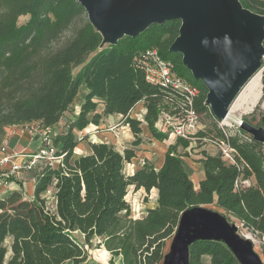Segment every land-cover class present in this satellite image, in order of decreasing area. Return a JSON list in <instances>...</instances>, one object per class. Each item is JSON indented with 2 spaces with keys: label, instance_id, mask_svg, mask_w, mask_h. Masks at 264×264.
I'll list each match as a JSON object with an SVG mask.
<instances>
[{
  "label": "trees",
  "instance_id": "16d2710c",
  "mask_svg": "<svg viewBox=\"0 0 264 264\" xmlns=\"http://www.w3.org/2000/svg\"><path fill=\"white\" fill-rule=\"evenodd\" d=\"M238 1L243 8L264 17V0ZM22 15H29V19L20 24ZM75 21H79L78 26L74 25ZM181 25L179 18L151 23L137 35H124L112 47L92 54L97 31L79 0H0V144L11 126L40 122L50 127L58 123L70 110L79 83L88 76L89 82L93 83L94 67L101 66V60L109 57V53L115 55L116 60L106 61L105 65L114 66L117 71L106 77L105 92L118 82V92L122 94L123 81L129 77L130 84L141 93L140 99L147 108L142 118L131 117L128 109L115 108L109 102L105 109L108 114H123L124 124L129 125L136 137L135 145L141 142L143 122L156 137L160 136L154 124L165 96H170L173 105L179 101L170 89L150 84L143 71L135 67L134 57L147 49L157 48L161 56L172 64L177 75L198 86L200 93L195 100L196 110L200 115H213L207 101L208 88L202 80L195 78L183 54L172 48L180 35ZM262 45L264 47V39ZM77 67L80 69L75 75ZM262 81L264 97V76ZM129 91L130 97L133 96L132 90ZM95 95L90 99L93 100ZM170 108L166 106L167 110ZM90 109L85 106L82 116L78 115L55 139L59 155L73 156L79 143L74 128L83 129L92 120L88 116ZM98 118L97 114L93 122ZM215 138L227 140L236 149V163H227L219 153L213 155L203 151L200 161L205 176L198 189L178 153L180 145L184 148L190 146V140L183 138L169 146L160 169L145 163L127 175L125 163L135 155V150L122 155L107 151L104 144L96 143L91 144L93 153L83 155L77 167L73 166L72 173L67 172L64 162L56 167H46L36 186L41 189L51 177L61 180L62 184L75 177L73 182H77L78 196L84 209L68 221L59 205L54 213L41 207L38 209L41 221H31L35 208L31 209V203L22 200L21 211H16V216L24 221L15 222L17 227L24 225L27 233L17 234V230L12 233L15 236L13 250L18 257L16 262H5L7 249L3 241L10 221L2 225L4 233L0 235V248H4L0 250V264H64L67 259H73L74 264H82L88 252L84 244L67 233V229H61L67 221L70 230L85 232L86 241L91 235L103 236L107 249L115 255L122 254L124 264H163L167 253L166 241L175 235L182 214L199 206L218 207L241 220L245 226L263 231L264 154L260 149L261 143L254 141L240 127L238 133L228 136L218 128L217 136L208 137L200 131L197 137L202 140ZM238 178H254L255 182L236 188ZM129 187L135 190L144 188L147 193L157 188L158 205L149 208L140 218H131L126 201ZM74 189L75 186L71 185L66 188L70 194ZM58 198L60 200V194ZM73 207L68 205L70 209ZM23 208L26 214L22 212ZM209 208L228 218L221 211ZM121 212L123 215H118ZM86 218L89 221H84ZM206 257L211 264H241L222 241L198 240L190 245V264H206ZM110 264H115L113 259Z\"/></svg>",
  "mask_w": 264,
  "mask_h": 264
},
{
  "label": "water",
  "instance_id": "95a60500",
  "mask_svg": "<svg viewBox=\"0 0 264 264\" xmlns=\"http://www.w3.org/2000/svg\"><path fill=\"white\" fill-rule=\"evenodd\" d=\"M79 1L93 24L107 25V37L115 43L124 35H137L151 23L181 19L180 35L172 48L183 54L195 78L204 82L209 90L207 101L222 119L264 55V17L243 8L238 0ZM262 121L263 125H257L241 119L239 127L264 144V113ZM237 231V224L219 212L207 206L192 208L182 214L163 264H190L189 248L198 240L222 241L241 264H264L253 242Z\"/></svg>",
  "mask_w": 264,
  "mask_h": 264
},
{
  "label": "rangeland",
  "instance_id": "374dc122",
  "mask_svg": "<svg viewBox=\"0 0 264 264\" xmlns=\"http://www.w3.org/2000/svg\"><path fill=\"white\" fill-rule=\"evenodd\" d=\"M29 19V15H22L19 18V23H24ZM75 26L79 25V21H75L74 23ZM94 27L97 31L95 43H94V50L92 51V54L95 52H98L99 50L106 48V47H112L116 43L113 42L112 38L107 37V25L105 23H94ZM71 33L69 32L68 35ZM110 54V53H109ZM109 57L104 58L101 60V66L98 64V68L96 69V66L94 67V75L92 76V79L94 80L93 83L89 82L90 76L88 78H85L82 82L79 83L78 91L75 96V99L73 103L70 106V113H73L74 110H77L80 108L79 115H81V111H84L85 106L88 108H91L89 111L88 116L94 120L96 118V115L98 113H103L105 115H109L108 113H105L106 106H108V102L110 105L114 106L115 108L118 109H128L129 110V115L131 117H141V113L143 110L147 109L144 101L140 99V94L138 91H136V88L130 84L131 83V78H127L126 80L123 81V91L122 94H119V86L118 82H116L112 87H110L107 91L105 92V81L106 77L112 73H115L117 70L114 68V66H108L105 65L106 61H114L116 60L115 55H109ZM103 62V65H102ZM80 67H77L74 69V74L76 75L79 71ZM96 69V70H95ZM255 75L247 82V84L244 86V88L241 89L237 92L235 98L233 99L232 103L230 104L231 110L235 106L236 102L238 101L240 95L244 91V89L247 87L248 83L258 74L261 75V77L264 76V57L261 59V63L259 67L255 70ZM125 79V78H124ZM121 83V82H120ZM92 86V87H91ZM125 86L127 88H125ZM121 89V90H122ZM126 89V90H125ZM132 90L133 96L130 97L129 90ZM241 93V94H240ZM93 100L90 99L92 95H94ZM128 95V96H126ZM208 99V96H207ZM236 100V102H235ZM81 103V105L79 104ZM233 104V105H232ZM96 105V107H95ZM100 105V108H97V106ZM230 108V107H229ZM213 109V108H212ZM118 113V112H117ZM264 113V97L263 94L261 93V97L258 100V102L252 107V109H246L243 106L239 107V110L237 109L236 111L230 112L229 114V121L227 119H222L219 118L214 110H213V115H200V120L202 123V130L204 133L210 136L218 135V128L221 129L222 131L226 132L228 135L238 133V123L240 122L241 119H246L254 124L257 125H263L262 121V115ZM111 114V113H110ZM114 114V113H113ZM122 115V119L124 118L122 113H118L117 116ZM82 116V115H81ZM122 119L119 121L121 122ZM124 121V120H123ZM119 122L114 121V122H109L107 125V130H111L113 132L118 131L117 128H119ZM34 126H37L38 124H33ZM146 125L148 126L147 123L143 122L142 123V128L143 131L141 134L144 133H149V137H156L151 129L147 128ZM218 127V128H217ZM157 133L160 135L159 137H156L162 141H165L168 138V135L164 134L163 132L158 131L156 128ZM94 130H98L95 128ZM55 128L53 129V134L54 137L57 138L61 134L56 132ZM152 133V135H151ZM76 134L80 135L78 133V129L76 130ZM140 134V135H141ZM122 135V134H121ZM120 135V136H121ZM90 139V138H89ZM88 137H86L85 142L87 144V152L85 154H82L79 150L74 149V154L70 158V156L67 158L64 156L62 158V162L65 163L66 169H68V173H72L74 170V167H77V162L80 160V158L83 155L91 154L93 153L94 149L91 146L93 142H90ZM136 137L129 139H124L120 137V142L119 143H112L111 141L105 142V143H96V144H104L107 148L105 150L107 151H112L114 153H119V154H125L126 151L129 152V154L134 152V149H136V146H134V141ZM208 139V138H207ZM146 141H149L148 139ZM166 144L168 143L165 142ZM197 144H211V140H202V139H197L196 142H193L194 147ZM173 144V143H171ZM213 144V143H212ZM119 147V148H118ZM124 147V149H123ZM156 149V145L153 146ZM193 147V148H194ZM57 148V146H56ZM158 148V147H157ZM193 148H190L189 150H183L181 149L180 156H189L191 159L194 161H197L198 159L196 158L197 152L193 150ZM59 148H57L58 150ZM260 149L262 150L264 154V144L261 143ZM72 151V150H71ZM154 152V151H153ZM156 152V151H155ZM59 154V153H58ZM72 155V153H70ZM68 155V154H67ZM131 161V160H130ZM70 163V165H69ZM128 164V162L125 163V166ZM197 165V164H196ZM185 166V165H184ZM155 167V166H154ZM185 169L188 171L190 177L192 180H195L194 185H197V179L195 177L196 172L198 171L197 168L192 169V171H189L187 167L185 166ZM41 171L39 169H35L34 171L25 173V175L21 179L15 180L17 185L14 188L8 189L4 194L1 195L0 197V235L4 233V225L6 221H10V224L7 228V234L5 237V241H3V245H5V248L7 249V254L5 256V262L8 261H17V257L14 254L13 250V245L15 241V236L12 234L15 230H17V234H25L27 233L23 228L24 225H20L17 227V223L15 221H24L21 220L18 216H16L18 210L21 211V202L22 200H26L31 203V209L35 208V213L31 214V221H41V218H39V210L41 207H43L47 212L49 213H54L57 210V205L60 206V209L63 211V214L65 213L68 221L72 220L77 212H80V209H84L83 206H81V201L80 197L78 196V189H77V182L75 177H72V180L67 181L66 183H61V180H58L56 177H51V180L49 182H46L41 189H39L38 185L36 186V182L38 177L41 175ZM125 173L129 175V171L126 170L125 168ZM251 184L255 182L254 178H249ZM62 184L61 191L58 192V188ZM250 184V185H251ZM75 186L74 192L70 194V191L66 190L67 187L69 186ZM249 186V185H247ZM243 187V186H242ZM114 189H118L114 187ZM115 190V191H116ZM114 193V192H113ZM60 194V200L58 198ZM84 196V194H83ZM58 200L60 201V204H58ZM129 202H128V201ZM150 200V197L146 196L144 193L139 194L136 192L134 187H129L128 193L126 195V201L129 204L130 207V217L132 218H140L141 216H144L147 213V208L146 203ZM72 204L74 207L72 209L68 208V205ZM208 207L217 209L224 213L228 218L229 223H236L239 225L238 227V233L243 236L247 237L253 242L254 249L257 251V253L260 255L262 260L264 261V230L261 231L259 229H253L249 228L247 226L241 225L240 222L236 219V217L230 215L229 213H226L222 209H219L218 207L209 205ZM16 208V209H15ZM76 209V211H75ZM23 213H27V211L23 208L22 209ZM124 212L119 213L118 215L122 216ZM85 219V218H84ZM13 221V222H12ZM66 222L61 229H67V233L71 235V237L75 240L81 243L82 245L84 244L85 250L89 249H95L96 244L98 243L96 241V235H91L89 238V241H86V234L83 232L81 229H76V230H70L68 228L69 222ZM84 221H89V218ZM49 232V231H48ZM77 233V234H76ZM172 238L168 239L165 251L169 252L170 250V245L172 242ZM2 247V246H1ZM4 246L1 249H3ZM21 257H23V254H20ZM206 264H211L209 257H206L205 259Z\"/></svg>",
  "mask_w": 264,
  "mask_h": 264
},
{
  "label": "built area",
  "instance_id": "2783aa9c",
  "mask_svg": "<svg viewBox=\"0 0 264 264\" xmlns=\"http://www.w3.org/2000/svg\"><path fill=\"white\" fill-rule=\"evenodd\" d=\"M134 65L143 71L146 80L150 84L161 85L170 89L171 93H174V96L179 100L177 104L173 105L170 101V96H165L154 127L168 135L167 140L174 138L173 143L179 138L189 139L190 145L196 142L198 134L202 130L200 113L195 108V100L200 93V88L177 75L172 68V64L161 56L157 48L147 49L138 53L134 57ZM168 105L171 108L167 110L166 106ZM145 113L146 109L142 111L141 117L137 116V118H142ZM33 124L38 125L34 126ZM24 130L28 131L32 136H36L40 144L32 152L11 153L9 152L7 140L9 128L7 129L6 138L0 144V197L8 189L13 188V185L16 184L15 180L21 179L25 173L35 169H39L42 172L46 167H56L62 164L63 155H59L57 152L53 126L45 127L40 122H35L24 125ZM225 135L228 136L226 132ZM77 136V140L83 138L82 135ZM209 140L218 148V153L221 154L224 161L236 163L237 151L227 140L223 138ZM19 156H22L21 161H17ZM250 184V179L238 178L235 186L239 188ZM240 223L244 225L243 222ZM237 226L239 227L238 224Z\"/></svg>",
  "mask_w": 264,
  "mask_h": 264
},
{
  "label": "crops",
  "instance_id": "0c3cea01",
  "mask_svg": "<svg viewBox=\"0 0 264 264\" xmlns=\"http://www.w3.org/2000/svg\"><path fill=\"white\" fill-rule=\"evenodd\" d=\"M81 105V103H79ZM97 108H100V105L97 106ZM80 108L77 110H74L73 113H70L67 111L61 120L56 123L53 126V129L57 130V133L62 134L65 132L69 124L76 119V117L79 115ZM118 113L105 115L103 113H98V120L97 122H93L91 120L83 129L74 128V132L76 134V130L78 129V133L82 135L81 140H77L79 143L75 147V150H79L82 154H85L87 152V144L85 142L86 137L90 140V142L93 143H105L111 141L112 143H119L120 137L124 139L134 138L135 135L133 134L131 128L129 125L124 124V118L122 119V115L117 116ZM122 119L121 122H119ZM119 122V128L118 131L113 132L111 130H107V125L109 122ZM39 123V122H38ZM107 124V125H106ZM148 128V126L146 125ZM97 128L98 130H94ZM149 129V128H148ZM9 136H8V145H9V152L11 153H19L21 151L24 152H32L35 151L40 142L36 136H32L28 131H23V126L21 125H14L9 127ZM122 134V135H121ZM77 135V134H76ZM121 135V136H120ZM152 135V133H151ZM78 137V136H77ZM141 142L136 146L135 155L131 158V161H128V164L125 166L126 170L129 171L130 174H133L136 170H138L140 167H142L145 163H149L155 166L156 169H160L164 163L166 152L173 143L171 140H165L162 141L156 137H149V133H144L140 135ZM149 141H146V140ZM168 143L166 144L165 142ZM156 145V149L153 147ZM196 145V143H195ZM158 147V148H157ZM194 144L192 143L189 147L184 148L183 146L178 147V152H180L181 149L183 150H189L190 148H193ZM119 148V147H118ZM189 148V149H188ZM124 149V147H123ZM195 152H197L196 158L197 161H194L189 156H180L184 165L189 169V171H192V169L197 168L196 172V179H197V185H195V188L198 189L200 186V181L205 176V171L202 168V164L200 159L203 157V151H206L209 154H218V148L214 144H201L196 145V147L193 148ZM154 151V152H153ZM156 151V152H155ZM22 156H19L17 158V161H21ZM197 164V165H196ZM193 182L195 183V180L193 179ZM17 183L13 185L15 188ZM137 193L142 194L144 193L146 196L150 197V200L146 203L145 206L147 208H153L158 205V189L153 188L149 193L144 188H140L139 190H136ZM77 234V233H76ZM96 241L98 242L96 244V248L89 249L88 250V256L87 259L82 264H110V260L113 259L115 264H124V259L122 254L115 255L111 252V250H108L105 246V238L103 236H96ZM64 264H74L73 259H67Z\"/></svg>",
  "mask_w": 264,
  "mask_h": 264
},
{
  "label": "bare ground",
  "instance_id": "6f19581e",
  "mask_svg": "<svg viewBox=\"0 0 264 264\" xmlns=\"http://www.w3.org/2000/svg\"><path fill=\"white\" fill-rule=\"evenodd\" d=\"M253 75H255V73H253L242 85L241 87V91L244 88V86L247 84V82L253 77ZM261 93H262V77L260 74L256 75L247 85V87L244 89V91L242 92V94L240 95L238 101L236 102L235 106L233 107V109L231 110V105H230V112L236 111L237 109L239 110V107H244L247 110L248 109H252V107L258 102V100L261 97ZM233 105V104H232ZM229 112V114H230ZM229 114L226 118L227 121H229ZM240 123V122H239ZM238 123V124H239Z\"/></svg>",
  "mask_w": 264,
  "mask_h": 264
}]
</instances>
